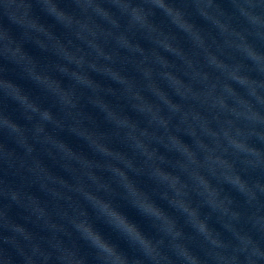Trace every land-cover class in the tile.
<instances>
[{
    "label": "clouds",
    "instance_id": "obj_1",
    "mask_svg": "<svg viewBox=\"0 0 264 264\" xmlns=\"http://www.w3.org/2000/svg\"><path fill=\"white\" fill-rule=\"evenodd\" d=\"M0 264H264V0H0Z\"/></svg>",
    "mask_w": 264,
    "mask_h": 264
}]
</instances>
